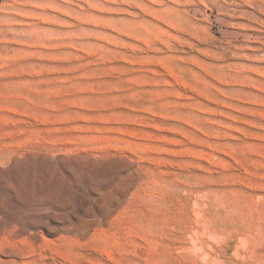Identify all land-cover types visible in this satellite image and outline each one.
Returning <instances> with one entry per match:
<instances>
[{"label":"rangeland","instance_id":"1","mask_svg":"<svg viewBox=\"0 0 264 264\" xmlns=\"http://www.w3.org/2000/svg\"><path fill=\"white\" fill-rule=\"evenodd\" d=\"M0 264H264V0H0Z\"/></svg>","mask_w":264,"mask_h":264}]
</instances>
